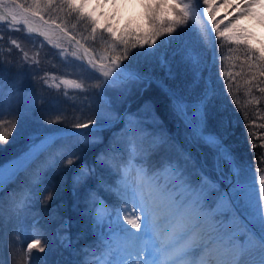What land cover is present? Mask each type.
I'll return each mask as SVG.
<instances>
[{
  "label": "snow or ice",
  "instance_id": "obj_1",
  "mask_svg": "<svg viewBox=\"0 0 264 264\" xmlns=\"http://www.w3.org/2000/svg\"><path fill=\"white\" fill-rule=\"evenodd\" d=\"M112 2L115 4V0ZM107 3L108 0H103V4L97 0V7ZM141 3L145 7L144 30L139 27L133 29L126 24L118 32L111 23L112 17L102 23L104 14L97 13L96 8L91 7L92 0H0V22L23 25L28 33H39L49 42L53 38L67 41L69 47L63 48V52L71 50L73 56L81 62L86 61L92 70L99 69L106 79L111 78L107 83L120 86L125 94H131L133 87L140 96L153 86L160 88L169 96L172 111L178 121L189 130V139L195 143L202 142L214 152L213 167L219 177L216 182L199 169H196V174L200 179L194 181L185 166L167 158L163 159L159 167L150 165V152L169 142L166 135H153L145 127L158 119L150 100H145L135 113L119 115L110 110L106 113L97 110L94 119L89 117L87 122L75 124L71 133L79 135L71 136H80L86 129L96 128L99 131L98 121L110 127L123 120L124 127L117 135L128 139L136 149L126 167L113 170L112 174L116 177L114 184H106L102 178H97L98 188L113 193L124 207H117L113 212L98 199L99 193L90 189L83 201L85 207L80 212L81 216L89 220V227L93 231L96 228L102 229L107 221L111 234L106 245L111 253L108 264H238L239 258L249 247L258 245L264 249V175L258 180L254 175L248 177L224 143L226 136L207 129L205 108L213 95L209 89L189 109L188 103L177 98L166 87L164 79L151 68L133 67L134 56L138 63L142 60L147 64L156 57L155 51L132 53L131 58L129 53L138 47L153 49L165 35H179L178 29H188L194 18L202 20L206 17L207 23L211 25L210 33L235 45V50L243 56L242 69L247 71L238 75L244 74L247 84L251 85L259 77H264V42L256 47L253 34L245 23L264 25V0H190L189 3L184 0H141ZM221 9L224 16L218 19L216 13ZM68 24H71L73 30L83 28L79 38L76 31L68 29ZM89 37L91 44L97 40L102 41L107 55L96 56L90 53ZM193 63L198 64L195 60ZM160 67L164 69L167 78L174 77L171 67L162 57ZM202 71L203 68L199 67L197 82ZM259 83L264 85V80ZM258 88L264 93V86ZM10 135L11 131L0 133V142L7 143ZM145 138H150L148 148L142 146ZM96 142L98 137L87 134L81 140L85 144ZM52 143L54 141L48 137L41 139L39 144H32V150L23 156L22 163L11 174L9 169L12 165L0 166V188L17 177L21 170H27L28 161L35 151L44 150ZM252 147L256 145L252 144ZM137 157L141 160L139 165L133 163ZM182 159L191 161L192 157L189 153H182ZM73 162V159L68 160L69 165ZM96 164L108 166V158L104 153L97 156ZM224 165L229 167L230 176L223 174ZM133 169L136 180L131 179ZM95 173V166L82 164L78 173L72 177V195L75 198L73 210L81 203L78 189ZM221 181L228 185L226 191L220 190ZM212 192L216 194L214 207L209 203ZM237 209L242 210L240 212L247 221V224L239 222L243 227L235 226L239 221ZM229 212L233 217L230 224L222 218ZM125 224L129 227H124ZM256 224L261 229L258 238L247 226ZM70 225L71 222L65 219L57 231L66 249L71 248V240L66 231L61 235L60 230H66ZM100 235L104 233L101 231ZM38 243L39 240L29 243L28 250L34 249ZM39 251L43 252L44 247L40 246ZM0 264L3 262L0 261Z\"/></svg>",
  "mask_w": 264,
  "mask_h": 264
},
{
  "label": "rangeland",
  "instance_id": "obj_2",
  "mask_svg": "<svg viewBox=\"0 0 264 264\" xmlns=\"http://www.w3.org/2000/svg\"><path fill=\"white\" fill-rule=\"evenodd\" d=\"M124 0H115V4H113L112 0H108V3L102 7H97V0H92L91 7L96 8L97 13L103 12L104 16L101 18V22H105L106 18L112 17L111 23L113 26L118 30H123L124 26L127 24L130 28H138L140 30H144L145 23H144V14H145V7L141 3V0H126L127 3L130 4V9H124ZM185 3H189L190 0H184ZM100 3L103 4V0H100ZM128 10L127 12H125ZM259 11V10H258ZM222 14V15H220ZM217 18H223L224 11L221 9L216 13ZM226 22V21H225ZM191 26L189 27V38H183L185 36V33H180L181 37L177 35L175 37L176 42H180L179 44H176V47L180 50V55L182 56L181 60L187 58L189 60V64L191 69L197 74L198 68L202 67L203 71L199 73V75H206L204 73L205 69V62L204 57L205 54L211 53V58H216V52L215 49L217 48L216 44L221 43L225 44L228 43L226 40H223L222 38H216L214 33H210L211 25L207 23L206 17L202 20L193 19L191 22ZM258 23L255 22H246L245 26L249 28V30L253 34V43L256 45V47L260 46L261 42H264V34L260 33L256 28V25ZM68 29L70 31H76V35L79 38L80 33L83 31L82 27H79V30H73L71 24H68ZM9 34H13V37L9 40L11 42H14L17 44V50L15 52L16 56L11 57L13 58V61L20 66L22 69L26 70V76L29 78V81L32 86L37 87L38 86V95L40 96L41 100L45 103L49 102V100L53 99L52 107H58L61 105L60 103H70V105H77L75 109V113L77 112H83L84 118L82 119V122H87L89 117L95 118V114L97 110H100L102 113H106L107 111L114 112L116 114L122 115L125 112L129 113H135L137 112L138 108L142 105L143 102L133 103V105H130L129 107L127 104L133 99L135 94L137 93V89L133 87V91L131 94H125L120 86L117 85H111L108 84L104 76L99 75L95 72H84L81 70V60H79L76 56L72 55V51L69 52H63L62 49L65 47H69L66 41H57V40H51L49 42L46 39L38 38L35 43L27 41L23 36H21V29L19 28V31H17L15 27L6 26L3 27V31H5ZM24 31V30H23ZM181 32V30L179 31ZM3 34V33H1ZM24 34L30 36L28 32L25 30ZM107 35V34H106ZM27 37V36H26ZM170 35H165L161 40L158 41V46L154 47L153 49H133L131 50L133 53H141V52H160L164 50L163 45L166 42H172L170 40ZM174 40V39H173ZM175 40L173 43H176ZM30 43V44H29ZM59 44V46H58ZM98 44V45H96ZM228 45H230L228 43ZM89 49L92 50H100V55H107L104 44L102 41L97 40L95 44H91V40L89 38ZM236 48L235 45H230ZM8 49H5L4 47H0V51L2 53H7L11 56L13 49L11 46H8ZM130 51V52H131ZM213 51V52H212ZM230 48L228 51L225 52V56H228L230 54ZM222 56L224 61L226 60V57ZM214 58V59H215ZM193 60L197 61L198 64L194 65ZM134 61H132V65H134ZM99 63V61H97ZM123 63L127 64L128 61H123ZM139 63H136L134 66L138 67ZM59 65L61 66L59 68ZM152 66V65H151ZM22 71V70H21ZM23 72V71H22ZM156 72L162 76L163 72V78H165V71L163 68L158 67ZM76 79H75V78ZM62 79H65L69 82H72L76 85H79V87L76 86V89H71L68 86H65L60 83ZM4 79H1V82H3ZM207 83H209V87L212 88V82L209 80H206ZM205 81V83H206ZM220 82H222L220 80ZM99 85V87H97ZM107 85V86H105ZM10 95V92L8 93ZM60 95L66 97V101H61L59 97ZM37 96V97H39ZM11 97V95H10ZM12 99H15V95L11 97ZM9 99L13 101L12 99ZM124 98V99H123ZM188 105L189 109H191V106L195 104L196 102L192 103L188 101L187 98H183ZM14 102V101H13ZM18 102V101H17ZM60 102V103H58ZM72 103V104H71ZM11 105V104H9ZM153 105H155L153 103ZM5 108H10L8 105L3 106ZM130 108V109H128ZM171 106L167 108V111L170 113V116L173 114L171 111ZM23 109V108H22ZM58 113H65L64 111H59ZM155 116L158 117V115L155 113ZM159 119L154 124H148L145 125L147 129L153 134H166V131H163L160 123L158 122ZM171 120H174V131L171 133L173 140L169 141L168 143L164 144V149L167 152H171L170 156H164L159 159L160 162H163L164 158H167L168 160H174L177 161L180 165L185 166L186 170L192 174V179L194 181H199L200 177L196 174V169H199L204 174H206L212 181L216 182L218 181L219 177L217 172L215 171L213 167V157L214 152L211 149H207L201 145V142L195 143L192 142L190 137V132L188 129H186L178 120L173 119L171 117ZM28 123H30L26 119H22V115H20V118H17L15 120L12 119V113H1L0 114V133H4L7 131H11L10 137H8V142L4 144V142L0 143V166H9L12 165L13 167L9 169V174L15 171V168L18 167L22 161L23 156L27 154L29 151L32 150V144H39L41 139H45L50 137L53 141L55 140L53 132L58 131L59 127H62V125H59L57 123L58 120H51L46 123H41L40 125H36L35 127L30 126ZM13 124H15V129H13ZM98 126L101 128L99 131L92 128V129H86L83 133H88V136H96L98 137V142L96 144L102 143V142H108L112 143L114 146L115 154L120 155L123 151V149H120L119 144L123 143L125 146V143L128 139L126 138H120L118 137V133L120 130L124 127V122L121 120L117 124H112L110 127L103 126L102 123L98 121ZM225 130H227V127L222 125ZM105 128H108L106 130L107 137L104 138V131ZM110 128V129H109ZM104 129V130H102ZM207 129L208 123H207ZM63 129L60 128L59 131ZM74 131V129H72ZM70 130V131H72ZM156 130V131H155ZM211 132V131H210ZM169 133V131H168ZM69 134V132L66 133V135ZM77 134V133H76ZM28 135V138H27ZM170 135V134H168ZM70 136V135H68ZM64 137V136H63ZM168 137V136H167ZM54 138V139H53ZM107 139V141H104ZM171 139V136H169V140ZM129 142V141H128ZM4 144V145H2ZM3 146L7 148H2ZM142 146L144 148H148L150 146V138H145L143 141ZM171 146H175V149H172ZM163 146L159 147V149H162ZM49 147L45 148L48 149ZM171 148V149H170ZM44 150H37L34 152L31 159L28 161L31 162V160L35 159V156L39 153H43ZM69 151V150H68ZM112 151V150H110ZM71 152V151H70ZM86 152V151H85ZM182 152L189 153L192 157L191 161H185L182 159ZM91 153H82V161H80V166L83 162L87 163L89 167L95 166L96 173H100L105 171H108V176H111L112 178H115V176L112 174L113 170L116 168V163L108 162V166L101 167L100 165L96 164V161L89 160L91 164L88 162V157L91 155ZM181 154V155H180ZM88 155V156H87ZM70 157V156H68ZM138 158V157H137ZM137 158L134 160V164L139 165V162ZM49 159V158H48ZM77 160V158H74ZM73 159V160H74ZM69 160V159H68ZM68 160H65V168L63 169V172L68 174L71 173V167L74 165L68 164ZM156 160V159H154ZM115 162V159L112 161ZM242 169L244 170L245 174L248 177L256 176L257 180L261 175H264V170L262 168H255L252 166L251 163H246L245 161L241 164H239ZM76 169V166L73 167V170ZM109 169V170H108ZM258 169L260 171H258ZM135 170V169H133ZM228 167L227 165H224L223 167V174L225 176H229L228 174ZM102 178L103 182L106 184H114L115 181H112V183L107 182L106 178ZM97 174L92 177V181L94 183V187L98 189L97 186ZM91 181V179H89ZM116 180V179H115ZM87 182L86 184L82 185L78 190L79 191H85L84 188H89L91 182ZM219 188L222 191H226L228 188V185L224 182H219ZM1 189V188H0ZM58 189V187H57ZM258 189V188H257ZM99 199L104 202V204L113 210L115 208H123L124 205L117 200L115 195L111 192L104 191ZM62 192V189H61ZM70 193V192H69ZM69 193H65L64 197L69 198ZM83 193V192H82ZM67 194V195H66ZM215 192L210 193V200L209 203L214 207L215 206ZM62 196V195H61ZM81 196V195H79ZM63 197V196H62ZM70 199V198H69ZM68 201V200H67ZM84 201V200H82ZM59 205V203H57ZM241 210V209H240ZM242 211V210H241ZM236 210V216L239 218V221L237 222L236 227H243L242 224L239 222L245 223L243 216H240ZM83 219H77V224L73 225L75 231L79 232V235L76 238V246L75 251L76 253L79 252V247L86 248V253L81 254L80 258L84 259L89 258L87 262L88 264H96L94 258L97 261H99V264H103L102 259H105L107 262L111 259V253L107 249V240L110 239L111 234L109 233V229L107 226V221H105V225L103 228H96L95 231H93L89 227V220L86 219L85 216L82 217ZM226 223H231L233 220L232 213H225L222 217ZM245 218V217H244ZM50 223V227L52 228V225H56V221H53V219H47ZM53 222V223H52ZM121 223L123 224V216H121ZM124 227H129L128 225H124ZM249 227V226H248ZM256 233L254 229L249 227L251 231L259 237L260 234V225L256 224ZM60 229V228H59ZM53 232H51L50 236H47L45 239H47L44 243H38L37 246L32 249L31 251L28 250L27 245L29 243H34L37 240L33 239H23L20 240V248L22 250V263L21 264H69V255L65 251L69 250V248L63 247L61 244L58 236H57V226L52 229ZM101 231L104 233L103 236L100 235ZM61 235L64 234L63 230H60ZM24 233V231H22ZM69 235V233H67ZM2 235V229L0 228V240L6 242V239L1 237ZM70 237V236H69ZM241 240L244 239L243 236L240 237ZM72 241V239L70 238ZM89 241L86 245L80 244V241ZM13 246H10L8 249L3 250L1 254V249L3 246L0 243V261L3 262V264H15L14 256H13V250H14V244L15 239L12 240ZM73 242V241H72ZM83 242V243H84ZM40 246L44 247V251L40 252L39 248ZM74 251V252H75ZM254 252H257L259 255L257 262L258 264H264V249H261L258 245H253L249 247L247 252L243 255L244 257L246 255H255ZM243 256H241L239 259H241ZM77 264H84L83 262L78 261Z\"/></svg>",
  "mask_w": 264,
  "mask_h": 264
},
{
  "label": "trees",
  "instance_id": "obj_3",
  "mask_svg": "<svg viewBox=\"0 0 264 264\" xmlns=\"http://www.w3.org/2000/svg\"><path fill=\"white\" fill-rule=\"evenodd\" d=\"M180 30L181 32H179ZM189 30V28L186 30L178 29V33H185L183 38H189ZM2 31L3 27H0V32ZM176 36L177 33L170 35V38H172L170 40H172V42L164 43V50L158 53L156 52V57H154L147 64L141 60L138 67L142 69L151 68L155 73H157L156 70L160 65V58L162 57L171 67L174 77L171 79L167 77L163 78V72L161 73L162 76L158 73L157 74L164 79V83L176 94L177 98H187L188 101L192 103L198 101L205 92V77L209 73V80L212 82L211 92L213 93L205 108L209 131L212 133H219L221 136H226L224 142L232 148L234 160L236 162L241 164L245 161L246 163H251L255 168H262L264 170V93H261L258 88V86H264L259 83L261 80H264V77H259L257 81L248 85L246 82V76L244 74L238 75L239 73H242V71L245 73L247 71L246 69H242L241 61L243 56L235 50V47L228 45V43L226 44L230 47L231 51H229L230 54L228 56H225V52L228 51V46L217 42L216 59L209 71L210 53L205 54L204 62L206 66L204 73L206 74L207 71L208 73L204 76L199 75L200 78L197 82V74H195V72L191 69L188 56L183 61L181 60L182 56L180 55V50L176 47V44H179L180 42H176ZM179 37H181V35H179ZM9 39L10 34L3 35L1 44H3V47L7 50H9L8 46H11L13 52L11 56L7 53L4 55L0 54V80L8 79L9 82V80L13 79V81H19V79L25 78L20 74L22 71L26 73V70L18 66L13 61V58H11L16 56L15 52L18 47L16 46V43L11 42ZM173 39L176 43H173ZM137 49L140 48L138 47ZM143 49L146 50L147 46ZM132 53V51L129 53L130 58L132 57ZM222 56L226 57L225 61ZM135 59L136 57L134 56L133 60ZM136 63L138 62L135 60L134 65ZM134 65L133 67L136 66ZM220 80L222 82H220ZM8 82H5L6 84L4 85L8 86ZM11 85L12 82L9 83V86ZM23 89L24 87L15 91L21 92ZM154 91L159 95V98H161L160 93H164L159 88L153 86L150 92L148 91L149 94L147 92L143 95V97L147 100H154L159 110V106H164V101L160 103L158 97L155 96V98H153L152 92ZM16 96L19 99L21 95L17 94ZM163 98L167 103L170 102V99L167 96L163 95ZM31 107V105H27L26 103H19L14 108L15 114L13 113L12 119L15 120L20 118V115L23 113L26 120L30 122L28 124L32 127L40 125L41 123H46L39 119L36 115V112H39V106H37L36 109L30 110ZM222 125L226 126L227 130H225ZM64 141L66 142L62 143L60 147H66L72 140ZM252 144H255L256 147L253 148ZM204 147L209 149L207 146ZM2 148L7 147L3 146ZM77 151L79 150L77 149ZM79 154L80 151L79 153H74L72 155L62 154L60 157H57L56 155V158H58V161H56V158L54 160L56 161V166H46L45 170H43L44 158H39L30 167H28L14 183H12L5 191L0 193V207L3 210L16 208L17 204L14 202L16 201L15 196L22 197L25 195L27 189H29L36 182V180L43 175V178H41L42 185L40 186V193L33 201L30 213L27 208H24L23 211L25 213L27 212L28 217H30L29 215H32V217L36 218L37 226H35V229L39 230L40 234H42V232H48V236H50L51 232H53L52 229L56 227L54 224L52 225V228L46 225L48 223L47 218L49 216L56 221L58 229L60 228L59 225H61L63 220L66 218L69 219L71 222L69 231L73 238V247L69 252L71 260L69 264H77L79 261L73 253V250H75L74 244L77 243L76 238L79 235V232L75 231L73 225L77 224L79 219H83V216L79 215V213L83 211L85 205L83 204V201H81L75 211L68 207L67 211H65L66 214H62V210L67 205H70L71 201L74 203L75 198L71 193L72 177L76 175L80 169L78 167L73 170V167L78 165L79 159L77 157H79ZM48 155L53 156L54 152L50 151ZM97 156H99V154H95V159ZM74 158H77V160ZM68 159H74V165L71 167V173L66 174L63 172V169L65 168L64 162ZM108 175L107 171L97 173V176L103 179ZM110 177L111 176L106 178L107 182L110 181ZM92 186L93 185L90 184V187ZM23 190L24 194H20ZM79 190V195L82 197V194H84L85 191ZM66 192H70V199L67 196L64 197ZM60 200L62 203H60ZM57 203H59V205ZM12 216V213L1 214L0 220H4L6 217ZM1 227H3V225H0V228ZM63 231L65 232L66 230ZM44 239V236L41 235L39 242L41 243ZM83 242L84 241L81 240L80 244L86 245L89 241ZM82 247L79 248L82 252H84V248L82 249ZM67 252L68 250L65 251L66 254ZM13 256L15 264L22 263V251L17 243L14 244Z\"/></svg>",
  "mask_w": 264,
  "mask_h": 264
},
{
  "label": "bare ground",
  "instance_id": "obj_4",
  "mask_svg": "<svg viewBox=\"0 0 264 264\" xmlns=\"http://www.w3.org/2000/svg\"><path fill=\"white\" fill-rule=\"evenodd\" d=\"M124 3V9H130V4L126 2V0L123 1ZM128 10H126L125 12H127ZM256 28L260 33H263L264 34V25H261V24H257ZM133 180H136L137 178H132ZM231 264V262H230Z\"/></svg>",
  "mask_w": 264,
  "mask_h": 264
},
{
  "label": "water",
  "instance_id": "obj_5",
  "mask_svg": "<svg viewBox=\"0 0 264 264\" xmlns=\"http://www.w3.org/2000/svg\"><path fill=\"white\" fill-rule=\"evenodd\" d=\"M86 62V61H85ZM87 63V62H86ZM230 148V147H229ZM231 150V149H230ZM230 171V170H229ZM231 175V172L229 173V176ZM258 185V184H257Z\"/></svg>",
  "mask_w": 264,
  "mask_h": 264
}]
</instances>
